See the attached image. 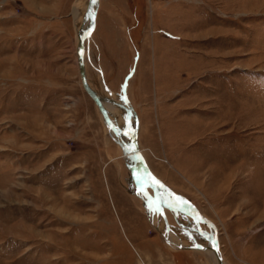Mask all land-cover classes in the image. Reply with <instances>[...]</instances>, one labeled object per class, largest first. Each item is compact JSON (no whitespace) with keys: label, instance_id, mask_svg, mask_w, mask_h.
Returning a JSON list of instances; mask_svg holds the SVG:
<instances>
[{"label":"rangeland","instance_id":"rangeland-1","mask_svg":"<svg viewBox=\"0 0 264 264\" xmlns=\"http://www.w3.org/2000/svg\"><path fill=\"white\" fill-rule=\"evenodd\" d=\"M88 1L0 0V264H212L165 243L82 88ZM94 4L89 87L134 111L145 163L225 264H264V0ZM159 192L181 243L210 248Z\"/></svg>","mask_w":264,"mask_h":264},{"label":"bare ground","instance_id":"bare-ground-1","mask_svg":"<svg viewBox=\"0 0 264 264\" xmlns=\"http://www.w3.org/2000/svg\"><path fill=\"white\" fill-rule=\"evenodd\" d=\"M93 10L91 9V14L93 13L94 9L96 8V4H94V6L92 7ZM91 22L92 19L91 17H89L84 24L79 25L78 29H77V39H79V37L83 34H85L90 28H91ZM88 37L84 38L83 41V51L85 50L86 44L88 42ZM78 45V44H77ZM83 67H84V61H83ZM84 73H85V68H84ZM86 79V76H85ZM87 82V79H86ZM88 84V82H87ZM89 86V84H88ZM90 88V87H89ZM91 89V88H90ZM91 91L95 94L97 100L99 101V103L102 105V107L104 108V110L106 111L109 119L111 120L113 126L118 130L121 131L119 133H114L113 131H111V129L108 128L106 121L103 119L104 124L106 125L108 132L110 134V136L118 143V146H120V148L123 150L124 154H123V159L125 160V162L129 165L130 168H132V166L134 165V156L129 152L128 147H132L134 145V141L133 139L126 133V131H131L130 127L133 123L136 122V115L134 113L133 110L127 108L126 106H124L122 103L114 100L113 98H105V97H101L98 94H96L92 89ZM137 145H138V149H139V144L137 141ZM140 154L142 156V152L139 149ZM143 158V156H142ZM144 160V158H143ZM145 162V161H144ZM149 168V167H148ZM150 170V169H149ZM151 171V170H150ZM152 173V172H151ZM153 174V173H152ZM139 175L140 177H142L143 179H145L146 183L150 185V187L147 189L149 192V189L154 190L155 194H156V201L158 203V205L161 207V210L158 208L157 204L154 203L153 201H151L149 199V204H147V208L150 211L151 214H157L158 217H160L161 219H165V233L163 235V239L165 241V243L174 249L177 250H181V251H202L205 252L204 254L208 257L209 260H211L212 264H225V262L223 261L220 253H219V248H218V239H219V235H218V231L217 228L215 227V229L211 228V232L212 235L214 236V232H216L217 235V244H216V249H217V253L218 255L214 252V239L212 240V246L209 247H204L203 250H197V249H186V247H193V246H185L184 244L181 243L180 238L172 231L170 230V226L168 224V222L166 221L165 218V209L168 208V204H165V202H163V199L161 198L159 191H164L163 189H161L158 185H156V183H154L143 171V169H140L139 171ZM154 175V174H153ZM137 177V176H136ZM159 180V179H158ZM165 185V184H164ZM166 186V185H165ZM166 192V191H165ZM150 193V192H149ZM167 193V192H166ZM165 193V194H166ZM151 195H153V191L152 193H150ZM168 194V193H167ZM162 195V194H161ZM169 195V194H168ZM145 196V195H144ZM170 196V195H169ZM176 201V200H175ZM177 203H180L178 201H176ZM182 204V203H180ZM251 206V204H249ZM186 206V205H185ZM188 207V206H187ZM173 208V207H172ZM177 208H180L179 206ZM176 208V209H177ZM175 209V210H176ZM181 209V208H180ZM194 213L193 215H197L196 211L193 209ZM186 212V211H185ZM188 213V212H187ZM189 214H191L189 212ZM192 215V214H191ZM204 217V216H203ZM205 218V217H204ZM206 219V218H205ZM200 223L203 222L200 219H197ZM207 220V219H206ZM209 221V220H208ZM213 224V223H212ZM167 225V226H166ZM208 226V225H207ZM195 246H199V245H195Z\"/></svg>","mask_w":264,"mask_h":264},{"label":"water","instance_id":"water-1","mask_svg":"<svg viewBox=\"0 0 264 264\" xmlns=\"http://www.w3.org/2000/svg\"><path fill=\"white\" fill-rule=\"evenodd\" d=\"M98 0H95V2ZM93 0H89L87 3V7H86V11H85V15H84V20H87L89 17H91L92 21H93V16L91 14V9L94 5ZM93 26L83 35H81L78 39V45L76 48V54H77V62H78V68H79V75H80V80H81V85L83 90L85 91V93L90 97V99L94 102L95 106L98 108L100 114L102 115V117L104 118V120L107 123V126L109 129H111V131H113L115 134L119 133L121 131H118L112 124L111 120L109 119L106 111L104 110V108L102 107V105L99 103V101L97 100L95 94L91 91V89L89 88L86 79H85V73H84V67H83V41L84 38L89 36L92 32ZM126 133L133 139L134 141V145L131 147H128L129 152L134 156V165L132 166L131 169V174H132V178L135 181V187L136 190L138 191V193H141L143 195H145L148 199H150L151 201H153L154 203L157 204L158 208L161 210V207L158 205L157 201H156V194L153 191V195H151L148 192V188L150 187L149 184L146 183L145 179H143L142 177H140L139 175V171L140 169H143V171L145 172V174L154 182L156 183V185H158L161 189H163L164 191H166L171 198H173L174 200L188 206L190 209H194L196 211L197 215H191L187 212H185L183 209L180 208H175L177 211L182 212L183 214L193 218V219H200L201 221H203L204 223H206L209 227L215 229L214 225L206 220L198 211L197 209L188 201L182 199L181 197H179L178 195H176L173 191H171L167 186H165L161 181H159L149 170L147 164L144 162L140 151L138 149V145H137V138L134 132L132 131H126ZM137 176V177H136ZM167 226V225H166ZM214 252L218 255L217 253V249L216 244H217V235L216 232H214ZM186 249H197V250H203L204 247L201 246H193V247H186Z\"/></svg>","mask_w":264,"mask_h":264},{"label":"snow or ice","instance_id":"snow-or-ice-1","mask_svg":"<svg viewBox=\"0 0 264 264\" xmlns=\"http://www.w3.org/2000/svg\"><path fill=\"white\" fill-rule=\"evenodd\" d=\"M93 2H95V0H93Z\"/></svg>","mask_w":264,"mask_h":264}]
</instances>
